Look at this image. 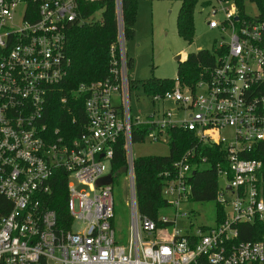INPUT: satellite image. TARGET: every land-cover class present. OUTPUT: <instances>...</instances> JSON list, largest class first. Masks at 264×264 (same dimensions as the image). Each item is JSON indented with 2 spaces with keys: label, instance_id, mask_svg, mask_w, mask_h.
I'll list each match as a JSON object with an SVG mask.
<instances>
[{
  "label": "built area",
  "instance_id": "1",
  "mask_svg": "<svg viewBox=\"0 0 264 264\" xmlns=\"http://www.w3.org/2000/svg\"><path fill=\"white\" fill-rule=\"evenodd\" d=\"M115 1L119 61L112 60L104 79L74 90L84 96L85 122L77 136L67 138L49 126L45 111L68 74L67 31L73 23L89 22L79 16V0H0V264H264L262 163L244 156L264 141V20L240 13L233 1L193 0L207 9L208 27L223 39L211 51L214 64L192 86L175 80L172 89L152 94L154 102L171 101L175 108L164 106L140 121L130 112L121 0ZM138 125L149 127L144 139L151 142L163 136L168 142L167 131L174 128L196 139L159 172L160 193L172 215L155 220L137 208L131 133ZM225 128L231 137L221 135ZM121 138V172L130 193L126 245L116 242L112 224V184L120 173L112 163ZM202 144L219 147L214 168L226 185H218L214 198L215 224L181 231L178 206L190 201L195 170L209 165ZM108 174L111 183L97 185ZM62 178L69 223L59 222L50 205L53 184ZM75 222L81 224L76 231ZM243 223L253 224L262 238L242 240Z\"/></svg>",
  "mask_w": 264,
  "mask_h": 264
},
{
  "label": "trees",
  "instance_id": "2",
  "mask_svg": "<svg viewBox=\"0 0 264 264\" xmlns=\"http://www.w3.org/2000/svg\"><path fill=\"white\" fill-rule=\"evenodd\" d=\"M233 1L240 13H245L247 3H252L257 8V16L264 20V0H229ZM136 0H121V22L123 26V37L128 39L133 36V22L135 18ZM79 16L89 22L80 24L73 23L66 37V55L70 59L68 74L64 81L49 97L45 117L51 128L58 127L67 138H73L79 134L85 122L84 96L76 95L74 90L81 83H89L104 79L109 75L112 60L119 61L118 50V16L116 14L115 0H79ZM196 1L184 0L177 15L178 34L191 40L193 37V10ZM113 47V55L110 52ZM126 56L127 69L133 66L132 58ZM214 64V56L211 51L201 49L188 53L183 62L179 61L177 78L181 85L192 86L206 72L207 67ZM175 80L149 78L142 85L151 94L162 93L172 89ZM75 119V121H73ZM149 133L147 125H138L132 128V142H141ZM168 155H147L134 158V173L136 187V202L138 212L147 215L151 219H157L162 213L168 212L170 206L162 198L160 193L159 172L170 169L172 163L179 159L184 152L195 144V135L191 131L174 128L167 131ZM124 140L119 139L114 145V158L112 171L124 170L125 154L123 148ZM202 155H207L208 164L202 169H196L191 179L190 201L214 200L218 178L215 172L216 154L220 149L214 144L199 145ZM246 158L257 159L262 163L260 178L264 181V141L256 143L251 152L244 155ZM51 207L55 210L57 220L61 223H69V214L66 206L67 187L66 179L62 178L53 184ZM0 198V215L3 214ZM219 212L218 206L216 217ZM220 216V215H219ZM240 238L242 240H257L262 238L256 233L254 225L243 223ZM243 229V231H242ZM260 232H263L261 230Z\"/></svg>",
  "mask_w": 264,
  "mask_h": 264
},
{
  "label": "rangeland",
  "instance_id": "3",
  "mask_svg": "<svg viewBox=\"0 0 264 264\" xmlns=\"http://www.w3.org/2000/svg\"><path fill=\"white\" fill-rule=\"evenodd\" d=\"M135 18L133 22L134 34L124 40L125 54L132 58L133 66L127 69L129 86V107L133 118L146 121L156 110L163 107L174 109L171 101L164 104L154 102L152 94L142 85L149 78L176 80L179 61L183 62L188 53L201 49L213 51L222 42L221 35L207 25V9L203 10L196 4L193 10V37L191 40L182 38L177 31V15L181 5L180 0H136ZM228 6V4H225ZM246 13L257 15L254 4L247 3ZM225 38H228L225 35ZM182 53L184 58L176 60L175 56ZM201 91V88L198 89ZM221 135L232 136L230 128L221 130ZM134 157L147 155H168L169 145L163 136L158 142H151L149 138L141 142L132 143ZM219 188H225L223 177L218 180ZM114 217L112 220L116 242L120 245L128 243L131 225L130 193L125 172H120L113 179ZM84 188V187H82ZM226 198L229 193L224 192ZM217 203L211 201H185L178 206L176 227L184 231L195 230L197 226H212L216 221ZM184 214L180 216V214ZM172 215V209L168 211ZM191 224V227L189 225ZM81 224L75 222L72 230H79Z\"/></svg>",
  "mask_w": 264,
  "mask_h": 264
},
{
  "label": "water",
  "instance_id": "4",
  "mask_svg": "<svg viewBox=\"0 0 264 264\" xmlns=\"http://www.w3.org/2000/svg\"><path fill=\"white\" fill-rule=\"evenodd\" d=\"M175 59L178 60L179 59V55L175 56ZM112 181V176L110 174L101 177L97 180V185H102V184H109Z\"/></svg>",
  "mask_w": 264,
  "mask_h": 264
},
{
  "label": "crops",
  "instance_id": "5",
  "mask_svg": "<svg viewBox=\"0 0 264 264\" xmlns=\"http://www.w3.org/2000/svg\"><path fill=\"white\" fill-rule=\"evenodd\" d=\"M177 55H181L180 60L184 58L183 54L180 52Z\"/></svg>",
  "mask_w": 264,
  "mask_h": 264
}]
</instances>
